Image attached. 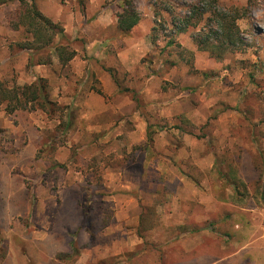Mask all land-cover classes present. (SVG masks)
I'll return each instance as SVG.
<instances>
[{"label":"rangeland","instance_id":"rangeland-1","mask_svg":"<svg viewBox=\"0 0 264 264\" xmlns=\"http://www.w3.org/2000/svg\"><path fill=\"white\" fill-rule=\"evenodd\" d=\"M33 1L63 27L73 14L77 58L64 68L55 59L28 67L31 52L17 45L23 32L7 27L16 2L0 9V80L45 78L62 108L52 117L0 108V264H84L92 247L85 212L96 229L107 222L93 246H118L125 258L129 247L146 251L140 264L167 226L187 233L194 250L186 255L174 243V263L245 247L235 264H264V0H250L238 22L244 50L219 61L196 49V31L178 17L189 0L161 11L176 26L156 45L152 0H134L140 21L128 35L116 28L119 0ZM100 18L105 27L96 26ZM170 39L175 46L165 47ZM116 55L129 61L122 67Z\"/></svg>","mask_w":264,"mask_h":264},{"label":"trees","instance_id":"trees-1","mask_svg":"<svg viewBox=\"0 0 264 264\" xmlns=\"http://www.w3.org/2000/svg\"><path fill=\"white\" fill-rule=\"evenodd\" d=\"M11 0H0V9L5 7ZM16 6L9 14L7 27L9 30L22 31L25 41L18 43L20 51H29L31 56L28 67L39 65H51L53 59L61 68L66 67L77 56L76 50L70 45V40L64 33V28L60 23L53 22L46 17L36 6L33 0H14ZM172 1L178 3L179 0H152L154 23L150 33L153 45H156L161 31L167 27L176 26V17L167 21L161 15L162 10H166L167 4ZM187 4H180L178 17L185 25L192 26L196 31L192 35L193 43L200 52L207 53L211 58L222 60L226 55H231L244 50L241 40V31L238 22L249 16L251 11V1L248 0L244 7H222L218 0H189ZM118 13L116 15V28L122 35H128L140 21V16L134 0H119ZM168 9V8H167ZM158 18V21L157 19ZM158 22V23H157ZM157 23V24H156ZM198 28H200L198 30ZM215 29L211 34L206 30ZM175 46V41L170 39L165 47ZM184 51L180 55H184ZM190 54V53H189ZM191 60V59H190ZM48 82L45 78H37L31 84L8 85L0 80V108L11 115L18 112L41 111L48 117L54 116L62 108L49 98ZM101 95L100 91H97ZM152 142V136H148ZM264 171V166L263 170ZM264 173V172H263ZM262 175V173H261ZM264 196L263 191H260ZM150 213L156 214L155 208L149 209ZM88 211V210H86ZM108 219L111 218L107 213ZM81 226L90 233V243L93 246L97 231L103 230L107 222H98L93 226L88 224L89 215L82 217Z\"/></svg>","mask_w":264,"mask_h":264},{"label":"crops","instance_id":"crops-1","mask_svg":"<svg viewBox=\"0 0 264 264\" xmlns=\"http://www.w3.org/2000/svg\"><path fill=\"white\" fill-rule=\"evenodd\" d=\"M53 9H57V10L59 9V7L57 6L55 1H53ZM40 11L46 17L51 18L52 14L48 10L41 7ZM53 20L59 21L58 18L57 19L53 18ZM64 22H65V24H64L63 28H64L65 35L68 38L72 37V35L74 34V31L76 32V30H78V27H75L74 23H73V14L72 13L67 14L65 16ZM96 26L105 27L106 24H104L100 18L97 20ZM91 46H92V44H90L88 46V48H90ZM87 50H88L87 54H91V51H89V49H87ZM87 56L90 58L91 56H95V55H87ZM95 57H97V56H95ZM76 58H77V56L72 60V62ZM113 60L118 62V64H120L123 67L129 61V55H116V58L114 57ZM36 72H38V71H36ZM92 72H94V71L93 70L90 71V75H93ZM95 75H96V73H95ZM77 91L78 92H76V93H79V94L82 93V89H80V87L77 88ZM158 230L159 231L162 230V236L160 238H158V240L153 241L154 246L149 249L151 254L148 256L149 259L146 260L145 264H235L236 260H237L236 259L237 254L240 251L244 250V248H245V247L237 248V250H234V254H230L229 256H226L223 258L216 257V256L214 257V255L210 254V253L206 254V253H204V251H205V249H204L202 253L200 252V254L195 257L196 259L194 258V260L193 259L188 260L186 255L189 251L193 250V248H189L188 243H186L187 239H185L184 237L186 236L187 233L181 232V234L179 235L177 231L174 232L172 229H169L168 226L165 227L164 229H161V227H160V228H158ZM203 232H204V234H207V231H203ZM188 242H189V240H188ZM174 243L180 244L181 245L180 252H182V249H183V250H185L184 253L186 254V255L181 254L180 260L178 262H175V263L172 261V257H171V253L173 251ZM137 244H140V243L138 242ZM115 248H116V250H113V249H110L109 245H103V244H100L97 246H95V245L92 246L89 250H87L84 253V264H86L85 261H88L87 262L88 264H136L137 260L138 259L140 260L141 255L146 252V251H140L139 253L137 252V254L134 255V252H136V250H134L132 247H129L128 252H127V253H129V255L127 258H125V257H122V254L124 252L119 251L118 246H116ZM223 249H227V247H221L218 250V252H221V250H223ZM216 255H218V253ZM139 260H138L137 264H140ZM245 261H247V263H251L252 259L250 257H248L247 259L245 258ZM6 264H7V262H6Z\"/></svg>","mask_w":264,"mask_h":264}]
</instances>
